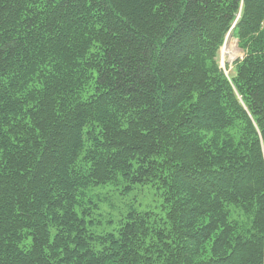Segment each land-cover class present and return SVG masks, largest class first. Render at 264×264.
I'll use <instances>...</instances> for the list:
<instances>
[{"label":"trees","instance_id":"obj_1","mask_svg":"<svg viewBox=\"0 0 264 264\" xmlns=\"http://www.w3.org/2000/svg\"><path fill=\"white\" fill-rule=\"evenodd\" d=\"M0 264H264V0H0Z\"/></svg>","mask_w":264,"mask_h":264},{"label":"rangeland","instance_id":"obj_2","mask_svg":"<svg viewBox=\"0 0 264 264\" xmlns=\"http://www.w3.org/2000/svg\"><path fill=\"white\" fill-rule=\"evenodd\" d=\"M227 38L225 39L223 45L219 49L218 65H219V68L222 70V72H224L226 76L230 77L229 75H231L233 72L232 70L233 63H235L237 60H240L243 56V53L238 48L237 41L233 39L232 36L227 37ZM226 42L229 45L228 46V49L230 52L229 55L222 54V49L224 48V45L226 44ZM146 188L147 189L140 195H135V198H137V201H138L137 208L141 210L149 209L157 214H160L161 199L157 196V193L154 189H151L148 186H146ZM129 198H133V196H130ZM111 204L112 205L114 204V207L117 208L118 210L125 211L128 209L127 207L128 202L120 201L116 197H112Z\"/></svg>","mask_w":264,"mask_h":264},{"label":"bare ground","instance_id":"obj_3","mask_svg":"<svg viewBox=\"0 0 264 264\" xmlns=\"http://www.w3.org/2000/svg\"><path fill=\"white\" fill-rule=\"evenodd\" d=\"M228 37H230V36H228ZM227 40H228V38H227ZM228 46H229V45H228L227 42H226V44L224 45V48L222 49V54H223V55H224V54H225V55H226V54L229 55L230 52H229Z\"/></svg>","mask_w":264,"mask_h":264}]
</instances>
